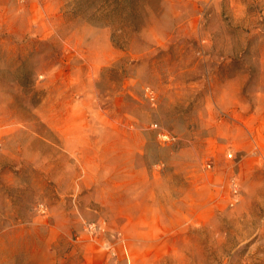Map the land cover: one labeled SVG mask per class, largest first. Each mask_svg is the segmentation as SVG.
I'll return each instance as SVG.
<instances>
[{
    "label": "rangeland",
    "instance_id": "obj_1",
    "mask_svg": "<svg viewBox=\"0 0 264 264\" xmlns=\"http://www.w3.org/2000/svg\"><path fill=\"white\" fill-rule=\"evenodd\" d=\"M0 264H264V0H0Z\"/></svg>",
    "mask_w": 264,
    "mask_h": 264
},
{
    "label": "built area",
    "instance_id": "obj_2",
    "mask_svg": "<svg viewBox=\"0 0 264 264\" xmlns=\"http://www.w3.org/2000/svg\"><path fill=\"white\" fill-rule=\"evenodd\" d=\"M164 137H167L165 134H163Z\"/></svg>",
    "mask_w": 264,
    "mask_h": 264
}]
</instances>
